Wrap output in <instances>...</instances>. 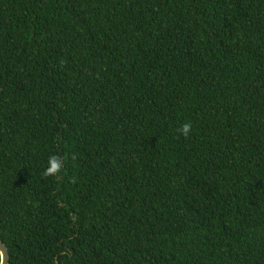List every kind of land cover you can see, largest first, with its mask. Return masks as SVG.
Segmentation results:
<instances>
[{
  "label": "trees",
  "instance_id": "trees-1",
  "mask_svg": "<svg viewBox=\"0 0 264 264\" xmlns=\"http://www.w3.org/2000/svg\"><path fill=\"white\" fill-rule=\"evenodd\" d=\"M0 240L264 264V0H0Z\"/></svg>",
  "mask_w": 264,
  "mask_h": 264
},
{
  "label": "clouds",
  "instance_id": "clouds-1",
  "mask_svg": "<svg viewBox=\"0 0 264 264\" xmlns=\"http://www.w3.org/2000/svg\"><path fill=\"white\" fill-rule=\"evenodd\" d=\"M192 130L191 123H184L180 129L181 133L187 137ZM47 167L45 169L46 175H54L59 173L63 168V162L60 157L51 155L47 161Z\"/></svg>",
  "mask_w": 264,
  "mask_h": 264
},
{
  "label": "water",
  "instance_id": "water-1",
  "mask_svg": "<svg viewBox=\"0 0 264 264\" xmlns=\"http://www.w3.org/2000/svg\"><path fill=\"white\" fill-rule=\"evenodd\" d=\"M0 264H10V252L7 244L0 240Z\"/></svg>",
  "mask_w": 264,
  "mask_h": 264
}]
</instances>
